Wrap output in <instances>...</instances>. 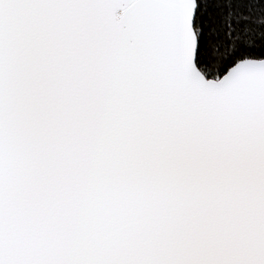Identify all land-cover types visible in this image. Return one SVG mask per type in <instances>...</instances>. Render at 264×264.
<instances>
[{"label": "snow or ice", "instance_id": "snow-or-ice-1", "mask_svg": "<svg viewBox=\"0 0 264 264\" xmlns=\"http://www.w3.org/2000/svg\"><path fill=\"white\" fill-rule=\"evenodd\" d=\"M0 264H264V0H0Z\"/></svg>", "mask_w": 264, "mask_h": 264}]
</instances>
